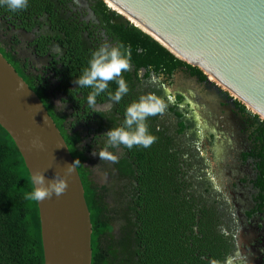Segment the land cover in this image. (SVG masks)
Segmentation results:
<instances>
[{
    "label": "trees",
    "instance_id": "1",
    "mask_svg": "<svg viewBox=\"0 0 264 264\" xmlns=\"http://www.w3.org/2000/svg\"><path fill=\"white\" fill-rule=\"evenodd\" d=\"M72 3L73 0H28L27 8L15 13L0 6V21L27 31L35 25L44 27L41 39L52 38L65 58L63 71L59 73L62 92L71 93L72 100L76 99L73 93H80L83 101L88 103L90 88L76 85V90L69 92L66 87L73 84L88 66L91 53L102 44L103 36L85 29L86 23L77 20L79 17ZM89 3L94 17L100 20L106 36L110 37L108 39L131 47L135 70L150 66L155 71L172 73L184 68L200 80L206 78L198 67L177 58L138 27L113 24L111 20L118 14L103 0H89ZM3 57L16 70L8 54ZM126 73H123L124 78ZM130 79L125 78L129 93L120 103L113 102L107 112L93 111L86 105L89 117L94 115L96 122V118H100L101 135L121 126L126 107L138 99V94L133 91L135 82ZM24 81L40 97L73 162L78 160L74 164L92 226L91 264H209L205 258L207 246L217 236L213 226L215 217L200 196H194L188 164L174 137L156 133V117L147 121L150 133L157 137L151 147L136 146L131 150L120 147L122 154L116 168L128 178V184H123L125 196L118 208L120 232L113 235L109 205L85 166L87 156L78 146L80 137L77 131L66 126L65 116L56 114L54 107L41 98V93L28 79ZM117 87L111 82L108 91L114 93ZM106 99L110 100L107 92L98 96L96 103ZM82 106L80 101L72 107V114L77 119ZM236 106L251 119L247 128L260 133L263 138L264 122L242 103L237 102ZM102 140L106 143L107 138ZM32 189L30 175L18 149L0 126V264H44L37 202L25 199V194Z\"/></svg>",
    "mask_w": 264,
    "mask_h": 264
},
{
    "label": "flooded vegetation",
    "instance_id": "2",
    "mask_svg": "<svg viewBox=\"0 0 264 264\" xmlns=\"http://www.w3.org/2000/svg\"><path fill=\"white\" fill-rule=\"evenodd\" d=\"M72 5L79 17L77 20L86 23L87 31L103 36L102 43L116 44L108 39L100 20L94 17L89 0H73ZM43 30L40 25L27 31L0 21V31L4 33L0 53L8 54L15 64V71L21 73L19 76L23 80L32 83L41 98L53 107V98H57L67 107L65 113L56 112L55 108L54 112L64 115L66 126L77 131L78 146L87 156L85 166L90 170V176L92 161L100 170L97 186L106 202L110 199L107 203L112 228L117 224L118 235V208L124 200L123 184H128V178L120 174L116 163L101 161L98 154H92L98 153L105 144L99 130L100 118H96V122L94 115L88 116V103L83 101L80 93H73L76 101L71 99V93L62 92L59 73L63 71L64 57L52 38L41 39ZM127 73L125 78L132 77L130 81L135 82L133 91L138 98L151 92L168 102L166 112L155 116L156 133L174 137L188 164L194 196H200L215 217L213 226L217 236L207 246L205 260L209 264L213 260L218 264H264V137L247 128L252 121L240 111L235 100L214 83L200 80L184 68L165 73L150 66L135 70L132 65ZM66 88L74 92L76 84ZM80 101L83 106L77 119L72 114V107ZM112 105L113 101L106 99L90 109L107 112ZM109 151L119 161L121 148H110Z\"/></svg>",
    "mask_w": 264,
    "mask_h": 264
},
{
    "label": "water",
    "instance_id": "3",
    "mask_svg": "<svg viewBox=\"0 0 264 264\" xmlns=\"http://www.w3.org/2000/svg\"><path fill=\"white\" fill-rule=\"evenodd\" d=\"M264 122V0H103ZM0 126L31 176L66 174L73 159L38 96L0 53ZM33 141L43 149L32 146ZM59 197L37 202L44 264H91L90 214L75 164Z\"/></svg>",
    "mask_w": 264,
    "mask_h": 264
},
{
    "label": "clouds",
    "instance_id": "4",
    "mask_svg": "<svg viewBox=\"0 0 264 264\" xmlns=\"http://www.w3.org/2000/svg\"><path fill=\"white\" fill-rule=\"evenodd\" d=\"M0 6H6L10 12L15 13L27 8L28 0H0ZM131 68V47H125L122 43L113 45L105 41L91 53L88 66L73 83L78 85V88L91 89L87 97L89 107H95L96 98L105 92L108 93L111 101L120 103L130 91L123 73L130 71ZM111 82L118 85L114 93L108 91ZM167 108L168 102L164 97L151 92L141 95L126 107L121 126L111 128L102 135L107 138L106 143L102 148L100 147L98 153L94 151L92 154L94 156L98 154L101 161L107 160L115 164L118 163V157L109 151L110 148L123 146L131 150L136 146L145 149L151 147L157 137L149 131L148 118L163 115ZM32 146L43 149V145L38 141H33ZM74 163L67 167L65 175L56 172L50 180H46L44 171L41 170L31 174L33 189L25 194V199L41 202L51 199L53 195L59 197L65 193L68 186L66 175L73 171ZM211 264H218V262L213 260Z\"/></svg>",
    "mask_w": 264,
    "mask_h": 264
},
{
    "label": "rangeland",
    "instance_id": "5",
    "mask_svg": "<svg viewBox=\"0 0 264 264\" xmlns=\"http://www.w3.org/2000/svg\"><path fill=\"white\" fill-rule=\"evenodd\" d=\"M3 34L4 33H2V31H0V45L1 46H4V44H2V41L4 40L2 38ZM52 102L54 104V108H55L56 112H60V113L61 112H63V113L67 112V107L65 105H63L60 101H58L57 98H53ZM90 168H91V171H92V177L91 178L95 181L96 184H98V182H100V177L98 175L100 173V170L98 168H96V164L93 161L90 163ZM109 200L110 199H107L108 203H110ZM117 227H118L117 224H115L113 226V230H112V234L113 235L117 234V231H116Z\"/></svg>",
    "mask_w": 264,
    "mask_h": 264
}]
</instances>
